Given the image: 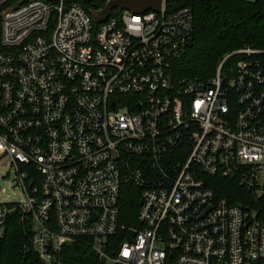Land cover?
Returning <instances> with one entry per match:
<instances>
[{
  "label": "built area",
  "instance_id": "2783aa9c",
  "mask_svg": "<svg viewBox=\"0 0 264 264\" xmlns=\"http://www.w3.org/2000/svg\"><path fill=\"white\" fill-rule=\"evenodd\" d=\"M117 1L136 0H0V160L27 193L0 207V237L18 209L26 264H264L258 210L206 179L264 197V49L229 52L207 79L177 76L192 8L161 0L97 19ZM129 186L136 228L119 219Z\"/></svg>",
  "mask_w": 264,
  "mask_h": 264
},
{
  "label": "trees",
  "instance_id": "16d2710c",
  "mask_svg": "<svg viewBox=\"0 0 264 264\" xmlns=\"http://www.w3.org/2000/svg\"><path fill=\"white\" fill-rule=\"evenodd\" d=\"M175 6L190 7L194 14L193 42L175 65L177 76L207 79L216 73L220 61L229 52L245 44L264 49V12L259 1L178 0ZM20 172L28 174L26 183L34 179V185H39L40 178L33 167L22 165ZM206 179L218 199H226L250 210L257 209L258 219L264 223V197L256 200L252 191L235 180L220 176ZM2 206L13 209L16 203L0 204ZM139 208V189L133 186L124 188L120 200V223L128 228L138 227ZM31 236V225L21 221L20 211L15 209L9 213L0 237V264H26L32 253ZM79 249H72L73 261L80 262Z\"/></svg>",
  "mask_w": 264,
  "mask_h": 264
},
{
  "label": "rangeland",
  "instance_id": "374dc122",
  "mask_svg": "<svg viewBox=\"0 0 264 264\" xmlns=\"http://www.w3.org/2000/svg\"><path fill=\"white\" fill-rule=\"evenodd\" d=\"M115 13L120 14L121 10L116 9ZM6 162L5 159L0 160V204L27 200V193L23 185L13 188V180L17 178L18 173L15 167L8 166Z\"/></svg>",
  "mask_w": 264,
  "mask_h": 264
},
{
  "label": "water",
  "instance_id": "95a60500",
  "mask_svg": "<svg viewBox=\"0 0 264 264\" xmlns=\"http://www.w3.org/2000/svg\"><path fill=\"white\" fill-rule=\"evenodd\" d=\"M160 4H161V0H136V1L111 2L109 6L107 7V9L97 16V19L98 20L107 19L109 16L110 10L116 6H120L124 9H128L136 13H142V12L148 11L149 9L159 11ZM13 183H14L13 188H17L20 186L19 180L17 178L13 180ZM133 237H134V233L131 232L129 240L132 241Z\"/></svg>",
  "mask_w": 264,
  "mask_h": 264
}]
</instances>
